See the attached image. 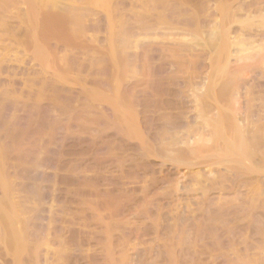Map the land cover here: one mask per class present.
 Masks as SVG:
<instances>
[{"label": "bare ground", "instance_id": "1", "mask_svg": "<svg viewBox=\"0 0 264 264\" xmlns=\"http://www.w3.org/2000/svg\"><path fill=\"white\" fill-rule=\"evenodd\" d=\"M100 120L159 175L100 188L86 171L76 207L44 141L63 123L90 138ZM169 185L209 218L133 213ZM127 214L144 232H128ZM79 218L99 230L96 264H144L130 244L146 237L170 241L156 251L165 263L189 264L185 238L216 235L245 250L224 243L216 263L264 264V0H0V264H90Z\"/></svg>", "mask_w": 264, "mask_h": 264}, {"label": "rangeland", "instance_id": "2", "mask_svg": "<svg viewBox=\"0 0 264 264\" xmlns=\"http://www.w3.org/2000/svg\"><path fill=\"white\" fill-rule=\"evenodd\" d=\"M148 108L150 109V111L156 108L167 112L166 108H163L162 105L155 104L153 102L147 103V109ZM25 116L30 118V113H27ZM111 117L112 116H110V118ZM94 126L96 127V131L90 138H77L72 137L77 128L72 124L63 123L62 127L58 131V134H56L53 139L44 141L53 143L50 148L47 147L46 150L43 151L41 155L42 161L46 166H49L56 173H59L60 176L62 175L61 177L67 183V187L66 189L62 190L61 193H63L65 197H67L68 202L76 207H79L80 201L81 175L86 171H89L92 176L90 180L91 186H99L100 188L103 184H113L117 181L119 182V186L121 183L123 186L127 187L142 188L152 183V181H155L159 175L156 165H151V163L149 162L141 163L140 159L137 157V148L126 144L125 142L128 141L118 135V131L108 130L109 124L107 120H100L99 122L95 123ZM68 174H76L79 175L80 178H75L74 181H68V178H66ZM46 180L52 181L51 177L49 176H47ZM171 186L172 185H169L164 189H156L153 192L149 193L144 199H141L138 205H135L134 208L136 209L132 210L133 213L136 210H140L141 212L144 211L146 214L152 212L154 213L156 211L157 215L160 214V216L158 217L159 221H161L163 217H165L164 219L167 221L169 218H176L181 214L192 217L195 213H199L201 217L203 216L204 218H207V216L209 215L208 211L202 209V207L196 209L193 205L188 204V202L181 201L179 196L176 193L174 194L172 192ZM145 201L147 203H145ZM153 202L157 203L155 207L153 205ZM146 206H148L149 208H146ZM71 211L75 212L74 209H72ZM93 217L94 216L92 215V218ZM237 217L239 216L237 215ZM87 218L89 219L90 216H88ZM88 219L79 218L75 221L77 224H79L78 226L81 225L83 228L89 229L91 231V250L88 251V248L90 246L85 245L80 249L87 255L83 254L79 250H77L76 252H81V255H83L81 257H85L86 260L90 262V264H92V261L88 258H92V260L96 258V262L93 260V263L96 264L98 257L95 253L97 252V250L99 251V245H97L98 241L100 240L97 234L99 230L97 229L96 225H94V228L93 225H91V227H88L86 225L90 221ZM125 220L129 222L128 232H144L146 226L142 225L141 222L143 221H138L134 215L127 214ZM199 223L203 225L201 221ZM231 223V226H234L235 224L240 223V219L235 218L231 221ZM217 229L220 228H215L211 231H215ZM78 233L79 231H76L75 233H73V235L79 237L80 233ZM219 239L221 238L217 235L213 239L205 240L204 238H202L201 240L199 239L196 242L192 241L190 238H185V240L179 247V254L182 256V258L189 260V264L190 262L191 264H211L212 262H214L212 264H215L217 262V260L215 259L216 252L218 250L221 251L222 248L225 249L226 247H228V250H222V252L225 251L223 253H226V251L228 252L229 248H231L229 253H231V251H233L234 249V252L232 253H236L238 256H243V254L245 253V250L243 249L244 245L241 240H231L233 244L232 242H223V240H221L223 244L222 245L221 243H219ZM100 242L101 241H99V243ZM248 242L250 246H252L256 250L257 247L260 246V244L256 243H253L254 246L251 245L252 241L250 239H248ZM168 243H170V241L165 237L151 240L146 237V239L144 238V240L142 241H139V239H137L136 241V239H134L130 244L132 245V248H130L134 251L135 245L137 246L135 248L136 252L139 251L140 254H145L143 256L145 259H143L145 261H143L144 264H146L147 262V264H168L161 260L163 257H159L160 254H162L161 256L165 255L164 252H161L160 254L156 253L159 247L164 249L163 245H168ZM224 243L226 244V247L224 246ZM234 244L235 246H233ZM209 246H211L212 249ZM219 247L221 248L219 249ZM235 247H237V249H235ZM131 249L130 251H132ZM201 249L203 250V252L201 251ZM213 250L216 252H214ZM211 251L215 254L211 253ZM220 251L218 252L220 253ZM76 254L74 255V258L76 256H80V254ZM146 255L148 258L146 257ZM71 262H74L72 264H76V261L74 260Z\"/></svg>", "mask_w": 264, "mask_h": 264}]
</instances>
